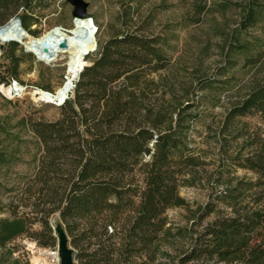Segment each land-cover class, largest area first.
<instances>
[{"label": "trees", "instance_id": "1", "mask_svg": "<svg viewBox=\"0 0 264 264\" xmlns=\"http://www.w3.org/2000/svg\"><path fill=\"white\" fill-rule=\"evenodd\" d=\"M8 5L0 0V11ZM263 21L264 0H243L226 54L245 48L240 34ZM19 22L27 30L26 17ZM165 44L136 32L106 40L79 73L72 98L58 107L59 117L28 124L42 150L35 174L40 178L22 189L28 212L0 219V264H20L7 245L28 234L33 224L28 214L39 215L45 235L42 241L40 233L31 237L52 248L47 219L53 213L78 248L77 264H264V197H239L255 188L264 196V76L227 114V119L259 116L263 137L238 163L256 181L240 182L221 197L227 214L200 230L171 227L165 211L186 206L177 189L194 159L184 135L190 115L157 95L160 80L150 78L168 64ZM0 60V87L8 88L22 57L2 52ZM4 161L0 153V165ZM31 197L36 198L30 204Z\"/></svg>", "mask_w": 264, "mask_h": 264}, {"label": "rangeland", "instance_id": "2", "mask_svg": "<svg viewBox=\"0 0 264 264\" xmlns=\"http://www.w3.org/2000/svg\"><path fill=\"white\" fill-rule=\"evenodd\" d=\"M83 1L95 28V47L83 57L86 66L95 59L100 45L124 32L159 37L166 42L162 48L168 64L150 78L160 80L157 95L164 94L168 104L180 106L190 115L185 118L188 123L184 135L194 166L181 178L177 189L186 206L167 209L165 216L171 227L195 225L200 230L216 215L227 214L221 197L231 194V189L240 182L256 181V176L238 163L263 137L259 116L227 119V114L264 76V21L240 34V43H245V48L233 47V52L226 54L228 34L241 16L243 0ZM15 17H26L29 26L24 31L31 38H41L56 27L71 37L74 30L71 7L65 0H9L6 9L0 11V26ZM28 31H33L36 37ZM7 44L0 47V54L12 53L22 60L16 79L10 81L8 88L0 87V153L5 157L0 165V219H12L29 210L22 207L27 203L22 189L39 180L40 176L35 174L42 150L28 124L53 122L59 117V106L35 99L32 94H54L59 90L67 80L70 62L67 53L57 54L51 63L40 62L23 52L20 45L12 49ZM1 63L0 60L3 75ZM12 83L21 89L19 94L11 87ZM153 98L148 96L149 100ZM137 177L138 174L134 181ZM239 197L264 196L261 188H255ZM34 198H30V204L35 202ZM207 211L208 216L201 217ZM28 218L33 223L28 234L7 245L20 264H32L40 250L56 254V237L49 221L53 219L55 225L63 228L57 213L50 215L47 225L54 246L43 248L31 237L42 232L37 222L39 215L28 214ZM38 237L42 241L45 235L40 233ZM66 238L73 263L77 264L74 257L78 248ZM52 264H58V260Z\"/></svg>", "mask_w": 264, "mask_h": 264}, {"label": "water", "instance_id": "3", "mask_svg": "<svg viewBox=\"0 0 264 264\" xmlns=\"http://www.w3.org/2000/svg\"><path fill=\"white\" fill-rule=\"evenodd\" d=\"M67 2V4L71 7V17H72V25H73V29L77 30L74 22H78L80 23L81 21H86L87 22V27L82 28L80 31V34L75 33V37L77 39V41H85V42H92L93 43V48L95 47V43H94V38H93V34L95 32V28L92 26L91 20H90V16L86 13V9H87V4L86 2H84L83 0H65ZM10 23H12V25L10 26ZM13 28L14 33L20 37L23 36L24 30L21 28L20 26V22L18 18H12L9 21H7L4 25H2L0 27V36H2V39H0V47L4 44V43H16L18 45H20L22 47L23 52L25 53H30L31 55L34 56V58L37 61L42 62V60L38 59V55L45 57L46 62L45 63H51L54 58L55 55L57 54L56 50H64L67 47L66 44V40L65 38H61L59 43H57L56 48L54 50H49L48 49V44L44 43L39 50L37 51L38 54H34L30 51H26L25 48L22 46L20 41H16V40H12V39H6L4 38L5 33L7 32V30L9 28ZM81 28V27H80ZM55 29H59L58 27L51 29L49 32H52ZM53 34H57V33H53ZM87 54V52H83L81 53L82 55V59L83 57ZM86 66V64L84 63L76 72V74L73 76V78H71V83L69 85V87L65 90H62L63 92L62 95L56 99L55 104L57 106H60L65 100H68L70 98H72L73 95V89L74 86L78 80V76L79 73L81 72V70ZM15 83H12L11 87H14ZM61 89L63 88V85L61 87ZM59 93V94H60ZM48 95H51L49 93H45ZM49 226L50 228L53 230L54 232V237H56V256H57V260H58V264H74L73 263V255H72V251L71 249L68 247V242H67V238H66V234L63 230L62 227H60L59 225H55L53 219L49 221Z\"/></svg>", "mask_w": 264, "mask_h": 264}, {"label": "bare ground", "instance_id": "4", "mask_svg": "<svg viewBox=\"0 0 264 264\" xmlns=\"http://www.w3.org/2000/svg\"><path fill=\"white\" fill-rule=\"evenodd\" d=\"M12 23H10V26ZM74 25L77 30H72L71 37L66 36L67 32H64L63 30L55 29L52 32H49L45 34L41 38H31L29 37L26 32L23 33V36L20 37L14 33L13 28H9L7 32L4 35V38L6 39H12L16 41H20L22 46L25 48L26 51H30L34 54H38L37 51L39 48L44 44H48L49 50H54L56 48L57 43H59L61 38H65L67 47L64 50L57 49V54H65L67 53L69 57V64L67 65V80L65 84L63 85L64 89L57 90L54 94L51 93V95L45 94L44 92L38 93L35 92L32 94V96L35 99H42L43 101H46L48 103H55L56 99H58L63 92L62 90H65L69 87L71 83V78L76 74L77 70L84 64V61L82 59L81 53L83 52H92L93 51V43L92 42H85V41H77L75 37V33L80 34V31L82 28L87 27L86 21H81L80 23L74 22ZM93 26V25H92ZM81 27V28H80ZM69 32V31H68ZM53 33H57L56 35ZM65 33V34H64ZM0 39H2V36H0ZM55 55V57L57 56ZM66 55V54H65ZM38 59L42 60V62H46L45 57L38 55ZM14 91L21 92V89L18 86H14ZM60 93V94H59ZM32 245V244H31ZM34 246V245H33ZM32 249L33 247L30 246ZM33 250V249H32ZM35 251V250H34ZM52 260L56 262L57 256L55 253L49 252V251H38V257L32 261V264H52Z\"/></svg>", "mask_w": 264, "mask_h": 264}]
</instances>
